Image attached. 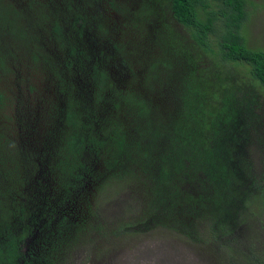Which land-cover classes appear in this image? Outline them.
Wrapping results in <instances>:
<instances>
[{
	"label": "rangeland",
	"instance_id": "374dc122",
	"mask_svg": "<svg viewBox=\"0 0 264 264\" xmlns=\"http://www.w3.org/2000/svg\"><path fill=\"white\" fill-rule=\"evenodd\" d=\"M246 9V41L253 48H264V0H248ZM162 11L154 0H0V13L9 14L6 22H0V179L9 191L6 200L26 203L23 219L31 226L17 264H252L240 261L245 259L235 252L238 247L260 260L264 257V207L252 202L257 219L244 210L246 221L234 222L237 226L231 233L216 238L209 233L206 216L211 213L191 212L183 205L188 194L201 192L200 181L187 177L188 169L178 183L175 205L159 207L158 214L148 211L158 199L160 183L154 177L166 164L163 156L176 120L167 116L169 112L173 116L178 105L180 84L188 77L190 64L186 58L172 57L158 26L167 24L173 38L175 34L188 38L189 32ZM74 22L84 30L74 40L81 53L78 60L68 57L63 43H69ZM58 24L60 33L53 29ZM96 69L106 75L101 99H95L93 92V85L102 80ZM238 70L244 71L238 76L247 80L244 65ZM76 86L84 89L87 103L97 112L94 125L101 122L104 135L113 124H120L126 149L117 166L106 157L97 158L101 152L108 156L114 152L110 144L99 153L91 147L85 150L89 170L63 197V178L50 163L67 130L62 102L64 97L77 100ZM240 88L238 111L222 139L232 153L233 166L248 169L241 171L242 177L255 176L264 169V92L245 84ZM121 91L133 93L136 102H152L153 113L132 117L117 105L118 113L110 117L116 102L108 99L109 94ZM93 117L79 119L90 126ZM81 125L74 128L85 133L88 128ZM101 171L105 175L99 177ZM106 173L112 178L99 187ZM171 195L164 192L162 197ZM31 209L40 215L35 227ZM5 214L13 218L12 211ZM236 217L232 221H238ZM177 225L186 230H177Z\"/></svg>",
	"mask_w": 264,
	"mask_h": 264
},
{
	"label": "trees",
	"instance_id": "16d2710c",
	"mask_svg": "<svg viewBox=\"0 0 264 264\" xmlns=\"http://www.w3.org/2000/svg\"><path fill=\"white\" fill-rule=\"evenodd\" d=\"M155 4L157 9H163V14L168 13L189 32V39H184L179 34H175L177 38H173L174 33H171L172 29H168L167 24L160 23L158 26L162 27L158 30L165 37L164 44L169 41L167 45L172 48L170 50L172 57L183 60L186 58L190 64H188V77L182 79L180 84L178 105L177 103L174 105L173 116L170 112L167 116L176 117V120L172 127L173 134L170 136V148L163 156L166 164L156 170L154 177L155 182L161 184L156 188L158 199L149 204L148 211L158 214L159 207L175 205L173 200L179 191L178 183L183 180V170L188 169L187 177H196L200 181L201 192L197 196L188 194L183 205L191 212H198L196 210L201 209V212H210L211 214L206 216L209 233L217 238L219 233H231V228L237 226H234V222L238 224L246 221V217H243L244 210L246 214L249 211L252 218L259 216L254 215L252 202L260 203L264 207V169L255 176L251 174L242 177L241 171L248 173V169L239 165L233 166L232 153L225 147L226 142L222 139L226 129L228 130L229 120L238 111L235 103L240 87L245 84L249 89L260 88L264 92V48H253L246 41L248 0H154ZM142 5L147 7L148 3ZM143 7H141L142 12L147 9ZM158 14L159 17L162 16V13ZM8 15L0 13V22H6ZM75 23L71 24L74 32H69V43L67 44L65 40L63 43L67 46L68 57L78 60V55L81 53L77 41L74 40L79 34L82 37L84 30L82 25L78 27ZM53 29L61 32L59 24ZM181 38L186 42L181 43ZM201 52L209 57L208 60L201 58ZM193 53L194 55H191ZM79 63L83 68L84 62L80 59ZM69 65L71 66L70 61ZM242 65L245 67L247 80L238 76L244 75V71L238 70ZM99 72L101 71L97 70L96 76L101 75L102 80H99L97 85H93L95 99H101L105 95L106 75ZM190 75L194 78L192 81ZM238 80L242 81L239 85ZM76 85H79L77 81ZM236 89L237 91H233ZM83 91L84 89L77 88L76 95L79 94L77 100L69 101L64 97L62 105L65 109L64 126L67 130L62 133V137H59L60 144L50 163V167L56 169L58 176L63 178V197L71 193L74 183L89 170V161L84 156L85 150L88 151L91 147L99 153L101 152L99 148L110 144L114 147H112L114 152L109 156L101 152L97 158L106 157V160L117 166L119 159L124 158L122 156L126 149L125 135L120 132L122 131L120 124H113V128L105 135L103 131L106 129L101 122L94 125L97 118L93 116L97 112L90 108ZM128 93L130 92L123 91L122 94L113 95L112 92L109 94L111 96L108 99L116 102L112 105L110 117H115L118 113L117 105L121 110L128 109L130 114H134L132 117L138 114L148 116L153 113L152 102H136L134 98L137 97H134L133 93ZM0 101H2L1 94ZM79 117H93L94 120L89 126L82 123ZM111 121L116 122L115 119ZM78 123L83 124L81 126L88 130L85 133L84 130L81 132L75 130L79 127L76 126ZM171 140L174 141V145ZM115 172L120 173L119 175L124 174L123 170L117 169ZM101 174L105 175L101 171L99 177ZM106 174V178L99 182V187L107 179L112 178L109 175L111 173ZM4 187L0 179V264H17L18 258L22 257L19 249L31 226L23 219L27 210L26 203L13 202L10 198L6 200L4 196L7 197L9 191L4 190ZM164 192L172 195L162 197ZM11 211L13 218L5 214ZM30 212L35 227L40 221V215H36L34 209ZM46 214V212L41 213V216ZM234 215L237 216L238 221H232ZM177 230H186V227L177 225ZM187 234L190 236L189 233ZM53 245L54 243H51L47 248L49 252L52 251ZM227 247L228 250H233L229 243ZM240 249L242 248L238 247L235 250L245 259L240 261L255 264L253 262L255 260L259 262L258 264H264V257L260 260L252 251L243 253Z\"/></svg>",
	"mask_w": 264,
	"mask_h": 264
}]
</instances>
